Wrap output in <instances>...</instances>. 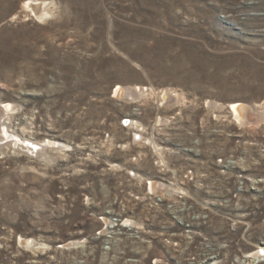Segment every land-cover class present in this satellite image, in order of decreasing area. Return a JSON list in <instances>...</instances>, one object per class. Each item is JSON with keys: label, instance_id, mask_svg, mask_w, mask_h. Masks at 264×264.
<instances>
[{"label": "rangeland", "instance_id": "1", "mask_svg": "<svg viewBox=\"0 0 264 264\" xmlns=\"http://www.w3.org/2000/svg\"><path fill=\"white\" fill-rule=\"evenodd\" d=\"M26 1L0 0V104L68 150L0 156V264H254L264 118L239 126L229 106L264 103V0H34L45 21Z\"/></svg>", "mask_w": 264, "mask_h": 264}, {"label": "bare ground", "instance_id": "2", "mask_svg": "<svg viewBox=\"0 0 264 264\" xmlns=\"http://www.w3.org/2000/svg\"><path fill=\"white\" fill-rule=\"evenodd\" d=\"M50 7H51V3L48 4L34 0L26 1L23 4L24 11H26L27 13L30 14V16L40 21H45L51 17ZM126 90L127 89H123L120 86H117V88L115 89L116 97L121 99V97L123 98V96H127V97L130 96L131 100H136L138 98L145 97L149 93L151 94L153 93V90H150V92L148 93L147 92L148 90L146 88H141V87L140 88L136 87L135 89H132V91L129 90V92ZM176 96L177 95H174L173 97L176 98ZM159 99L162 104H166L169 101L168 99H170V97L166 91H161ZM229 107H230L229 110L231 116H233L235 122L239 124V126H243L249 123L246 115L247 112L250 111L254 112L253 114L255 116L257 115L258 120L261 121L262 118H264V103H261L260 105H255L252 108L245 106L244 104L241 103H231ZM17 111H18L17 108L14 107L13 105L0 104V156L24 155V156L32 157L35 160H40L41 162H44L46 164H51L54 161H56V159L61 158L63 152L68 150L66 145L55 143L49 140H44V142L42 143H36V142L34 143L33 141L26 138L23 131L20 132L18 131V128L14 127L12 119L15 117ZM132 126L135 128L136 124H132ZM154 148L156 149L155 151H157V154L161 155V151H160L161 148L156 145L154 146ZM149 192L151 194H160L161 196L164 197L169 196L170 198L172 197V199L175 197V195L178 194L177 193L174 195V191H172L170 187L155 182L149 183ZM102 220L105 225L103 231L104 233L108 231V228L113 229L112 227L114 226L113 222L107 221L106 219H102ZM123 225H124L123 227H127V229L128 228L131 229L137 227L138 224L133 223L131 221H124ZM18 244L21 248H23V250H27V251L30 250L32 253H40L42 251L45 252L44 250L47 249L45 244L38 243L34 240H26L20 238ZM73 245L79 246L78 243L76 244L70 243L66 245L65 248H70V246ZM251 257L253 258L250 261L253 262L254 264L262 263L264 261V247H262L259 250V252H257L254 256ZM211 264H220V263L214 261Z\"/></svg>", "mask_w": 264, "mask_h": 264}]
</instances>
